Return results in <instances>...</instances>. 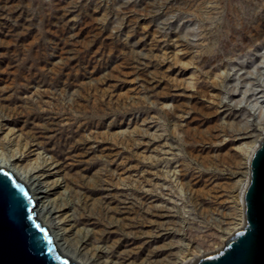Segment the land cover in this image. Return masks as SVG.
Here are the masks:
<instances>
[{"label": "rangeland", "instance_id": "1", "mask_svg": "<svg viewBox=\"0 0 264 264\" xmlns=\"http://www.w3.org/2000/svg\"><path fill=\"white\" fill-rule=\"evenodd\" d=\"M263 132L264 0H0V152L60 165L123 264L223 246Z\"/></svg>", "mask_w": 264, "mask_h": 264}, {"label": "water", "instance_id": "2", "mask_svg": "<svg viewBox=\"0 0 264 264\" xmlns=\"http://www.w3.org/2000/svg\"><path fill=\"white\" fill-rule=\"evenodd\" d=\"M34 205L27 187L0 168V264H76L57 252L49 231L33 213ZM243 205V225L223 247L190 264H264V136L250 160Z\"/></svg>", "mask_w": 264, "mask_h": 264}, {"label": "bare ground", "instance_id": "3", "mask_svg": "<svg viewBox=\"0 0 264 264\" xmlns=\"http://www.w3.org/2000/svg\"><path fill=\"white\" fill-rule=\"evenodd\" d=\"M260 142L261 140H257L253 145H248L245 149L248 153L246 163L247 177L244 180L238 194V200L240 206H242V208H240V218L238 219L240 220V223H238V226L232 228V231L223 238L222 243L224 244L229 236H231L243 225V197L249 180L250 160L258 148ZM2 145L3 143H0V148ZM18 161H20V159L16 157V154L7 156L5 153L0 152V168H4L14 173L15 176L27 187L31 198L35 203L33 207V213L36 215V219H38L49 231L56 245L57 252L61 256L68 258L71 262L76 264H123L122 260L126 258L124 255L113 258L111 256V248L108 247L107 249L100 245L104 241V236L101 233L96 231L91 232L89 229L81 228L83 221L89 215L82 213L78 216L74 213H70V211H72V200L70 194L67 191L64 193H59V195L53 197L57 193V190L62 189L63 187H66L67 189L71 186L72 182L70 177H65L62 181L59 179H52L54 175L60 172V165L52 167L53 162L48 164L46 161L45 164L36 163L30 167H22V165L18 164ZM74 178L75 180H78L77 177ZM95 180L96 182H100V175L95 177ZM103 182L106 184L108 183L106 180ZM138 207L140 208V206ZM120 213L121 211L111 206H106L104 209L101 202L96 204L94 209H92L90 212L92 216L97 215L96 218L101 222V224L108 228L117 227L119 225L117 217ZM221 245L222 244H218V246L210 248L209 250L199 251L197 255L201 256L200 254L204 255L211 253L223 247ZM197 255L195 258L198 257ZM195 258L191 259L185 264H190ZM143 263L176 264V262L171 258L153 261L151 255L148 256V258L145 259Z\"/></svg>", "mask_w": 264, "mask_h": 264}, {"label": "snow or ice", "instance_id": "4", "mask_svg": "<svg viewBox=\"0 0 264 264\" xmlns=\"http://www.w3.org/2000/svg\"><path fill=\"white\" fill-rule=\"evenodd\" d=\"M17 187H19V186L17 185ZM22 195H23L24 197H26V198H27V196H28V194H27L26 191H22ZM37 227H39V226H37ZM40 231H41V232H44V229H40ZM237 235H240V233H238ZM45 239L48 240V237H47V234H46V233H45ZM48 242L51 243L50 240H48Z\"/></svg>", "mask_w": 264, "mask_h": 264}]
</instances>
